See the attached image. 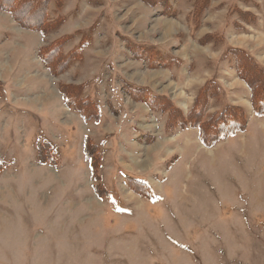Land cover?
Wrapping results in <instances>:
<instances>
[{"label":"rangeland","instance_id":"374dc122","mask_svg":"<svg viewBox=\"0 0 264 264\" xmlns=\"http://www.w3.org/2000/svg\"><path fill=\"white\" fill-rule=\"evenodd\" d=\"M193 1L170 0L177 16L168 17L142 0H65L59 12L52 0L50 18L64 24L46 37L0 11V264H264V117L225 60L228 48H242L264 69V0H210L196 23ZM79 31L93 47L54 77L39 48ZM123 38L181 64L148 68ZM123 80L168 96L184 114L213 80L221 97L204 121L232 104L245 109L247 127L206 147L199 128L168 132L166 114L133 100ZM59 84H87L100 121L66 106ZM87 137L100 149V180ZM39 139L53 145L55 162L38 160ZM142 182L149 192L137 191Z\"/></svg>","mask_w":264,"mask_h":264},{"label":"trees","instance_id":"16d2710c","mask_svg":"<svg viewBox=\"0 0 264 264\" xmlns=\"http://www.w3.org/2000/svg\"><path fill=\"white\" fill-rule=\"evenodd\" d=\"M52 0H0V11L11 15L13 20L23 29L39 32L44 37L61 28L64 24L62 17L50 18L49 9ZM65 0H56V12L64 7ZM151 7H160L164 15L168 17L177 16L173 11L170 0H142ZM193 9L190 19L195 23L200 20V16L210 6V0L193 1ZM247 22H255L256 18L251 12L237 10ZM76 36H81L80 45L65 52V46L72 42ZM203 38L201 42H208L212 37ZM126 47L130 50L132 58L146 63L148 68L158 69L161 67H174L180 65V59L166 57L164 51L157 45L145 46L133 42L132 39L123 38ZM93 38L90 33H75L67 35L54 42L39 48L38 56L42 64L54 76H58L71 68L76 63L84 60V50L93 47ZM225 60L234 63L238 77L244 80L251 90V101L255 113L264 117V69L258 60L247 50L230 47L225 53ZM87 84L65 85L59 84V92L62 94L64 103L70 109L80 114L86 121H100L101 111L97 102L89 95H85ZM123 88L129 96L138 102H143L154 111L164 113L167 116L165 129L170 132L177 129L199 128L200 141L206 147H213L221 140L235 136L245 131L247 127V115L244 108L232 104L226 105L222 110L212 115L204 121V114L208 109L212 99L221 97V90L218 84L207 81L199 90L193 108L188 114H184L175 102L168 96L155 94L148 86L138 87L123 80ZM37 158L40 162H55V149L49 141L39 139L37 141ZM84 153L91 162L94 177L100 167L101 153L97 145L91 139H85ZM7 165L0 162V171ZM141 189L137 191L147 193L150 187L145 183H140ZM95 191L100 196H106L104 188L95 186Z\"/></svg>","mask_w":264,"mask_h":264}]
</instances>
